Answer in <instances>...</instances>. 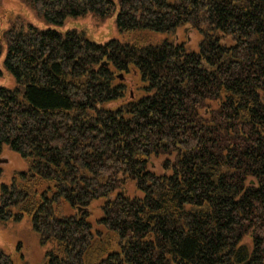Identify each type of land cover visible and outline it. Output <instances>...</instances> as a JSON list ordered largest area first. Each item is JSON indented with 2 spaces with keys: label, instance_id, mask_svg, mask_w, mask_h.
Masks as SVG:
<instances>
[{
  "label": "trees",
  "instance_id": "16d2710c",
  "mask_svg": "<svg viewBox=\"0 0 264 264\" xmlns=\"http://www.w3.org/2000/svg\"><path fill=\"white\" fill-rule=\"evenodd\" d=\"M24 1L59 26L116 14L122 39L4 33L0 150L28 169L0 221L28 215L48 264H264V0Z\"/></svg>",
  "mask_w": 264,
  "mask_h": 264
},
{
  "label": "rangeland",
  "instance_id": "374dc122",
  "mask_svg": "<svg viewBox=\"0 0 264 264\" xmlns=\"http://www.w3.org/2000/svg\"><path fill=\"white\" fill-rule=\"evenodd\" d=\"M115 1L117 2V0ZM19 23L31 24L40 29L53 28L61 32L77 30L84 32L90 40L102 44L111 39H122L117 28L116 14L103 18L94 13H88L84 16L68 18L63 25L59 26L49 23L39 16L35 9L24 0H0V41L3 44V52L0 56V69L3 70V75L0 76V85L6 87H14L15 78L8 73L4 66L7 52L4 33ZM188 35V43L195 46L200 35L194 32ZM155 36L159 41L169 37L165 34H156ZM121 75L122 79L129 76L125 77L122 73ZM131 97H134L133 91H131ZM154 161V169L160 170V161ZM27 169V160L9 146L4 145L0 150V192L2 185H10L15 179L19 181V173ZM129 191L131 194L135 193L133 185L130 186ZM103 203L104 199H101L92 204L93 211L90 220H92L95 229L102 228L97 220L101 216ZM66 208L70 214L72 209L69 206ZM51 245L50 242L45 244L41 242L40 235L34 231L31 218L28 215H25L21 220L0 221V247L11 256L13 264H48L46 255L52 247Z\"/></svg>",
  "mask_w": 264,
  "mask_h": 264
},
{
  "label": "water",
  "instance_id": "95a60500",
  "mask_svg": "<svg viewBox=\"0 0 264 264\" xmlns=\"http://www.w3.org/2000/svg\"><path fill=\"white\" fill-rule=\"evenodd\" d=\"M119 77L122 79L123 77H122V75H119Z\"/></svg>",
  "mask_w": 264,
  "mask_h": 264
}]
</instances>
